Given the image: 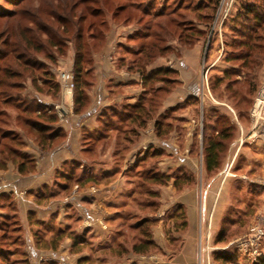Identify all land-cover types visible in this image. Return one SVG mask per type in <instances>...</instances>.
<instances>
[{
  "label": "rangeland",
  "instance_id": "rangeland-1",
  "mask_svg": "<svg viewBox=\"0 0 264 264\" xmlns=\"http://www.w3.org/2000/svg\"><path fill=\"white\" fill-rule=\"evenodd\" d=\"M206 1L208 0H126L125 2L121 0H0V83L3 84L5 81L4 73L6 70L16 67L15 60L19 54L26 53V58H38L50 65L49 61L46 60V55L51 54L52 51L49 46L47 48L44 44L48 43L50 39L58 37L57 34H54V31L59 30L62 34L63 29H59L57 21L60 20L59 16L63 13L67 17L74 16L77 18L84 10L87 21L81 24L83 40L88 41L91 33L88 27L93 23L94 26H97H95V32L104 31L106 33L107 31L110 41L109 47L112 50L117 42L138 31L140 27L136 19L123 24L111 18V14L119 5L125 3L129 5L137 4L141 9L151 5V8L155 10L163 7L167 11H175L180 14V16L177 14L174 17L169 15L168 19L165 18L167 21L165 24L170 23V20H175L177 23L179 20L183 22L186 20V22L189 21L205 28V23L197 19L198 13L197 11L194 12V8L200 4L204 6ZM74 4L77 7L70 13L69 10L61 11L63 5L70 8ZM187 5H189L187 11L181 10ZM239 9L240 6L236 0H222L211 30L207 31L200 41L202 44L198 66L200 75V95L198 97L200 98V104L197 102L198 113L191 117L195 120V128L192 131L194 140L188 148L193 155L192 158H196L197 170L195 172L190 171L188 177H193V181L189 186L193 188L197 186L200 192L199 220L197 223L199 239L196 251L199 263L202 264H222V262L215 261L214 256L218 252L225 251L237 253V261L232 264H262V261L264 262V236L254 243L258 230L264 231V137L259 131L260 127L262 129L264 125V115L258 116L257 119L253 116L258 96L264 87V2L257 3V11L263 19L262 27L257 29L252 27L254 25L253 21L244 22L242 25L233 24L232 17L238 14ZM201 10L204 14L210 12L209 10H203V8ZM93 12L95 17H92ZM153 13L156 14L154 11ZM124 16L122 14L121 19L118 20H123ZM64 19L63 22L67 23ZM155 20L160 23L158 19ZM103 21L106 24L100 27ZM154 23L153 20L152 24ZM44 25L49 28L46 31L47 33L41 32ZM27 27L31 29L30 32L25 31ZM251 28L254 29L251 31ZM4 31L8 33L4 34ZM66 31V35L62 34L61 40H58L60 43L66 44V54L57 57L59 66L53 67L50 65L52 72L56 74L61 82L64 91V100L55 103L59 121H64L74 110V87L73 93L68 96L66 87L68 85L62 81L61 75L63 73L73 75L68 67L74 57L77 31L76 27L74 28L71 24ZM23 37L30 39L34 47L43 46V49H41L43 52L35 53L33 48L30 52H27L24 48L25 41ZM89 43L88 48H91L94 57L100 50L94 46L95 41L90 40ZM136 47L138 45H135ZM9 75L7 74V76ZM25 76L27 78L22 81L25 86L24 95L32 98L36 91L32 86L30 74ZM224 76L227 77L226 81L219 84L218 79ZM39 95L42 99L44 96L47 97V95ZM2 99L3 97H0V101ZM191 101L186 102L193 103ZM2 109L9 112H5V117L0 116V119L4 122L1 129L2 133H5L8 129L13 130V134H9V139H5L3 144L12 145L10 139L17 133H24L26 139H31V136H28L19 127L20 125L16 124L14 115L17 112L11 108H4L0 102V111ZM208 110L214 111L208 114ZM204 113L207 115L204 116ZM187 116L190 118V115ZM214 126H217L218 132L227 127L231 128L233 132L231 138L225 141L226 149L222 153L219 169L208 174L204 166L202 143L204 135H211V129ZM30 139L26 142L24 149L32 150ZM259 143L261 145H258ZM172 162L177 161L173 160ZM122 164H125L124 161ZM8 165L10 166V174L8 173V177L0 175V185H3L4 182L8 183L9 180H11L10 182L14 181L13 169L15 167L11 162ZM144 166L156 167L157 162H152L148 158ZM7 169L8 166L5 170H1L2 173L8 172ZM128 175L134 184L128 186L129 190L125 192V196H128V202L123 203L118 196L115 198V203L116 199L119 200H117V204L113 205L119 209V212L115 213L113 223L109 224L111 229L108 224L103 225L102 223L103 228H105L104 231L109 232L106 235L107 237L98 240L91 239L92 242H89V247L84 249L91 257L87 264H96L95 258L100 254L101 249L106 250V253L104 252L106 257L102 264H142L145 262L156 264L157 262L154 263L151 259L152 255L159 257L161 261L159 264L174 261V250L171 253L167 251V255H164L165 251L163 249H169L168 242H171V244L173 242L172 236H170V239L165 240L162 236L163 232H161L162 226L165 225L167 220L168 212L163 208L162 202L149 197L147 190L142 189L143 194L140 193L138 183L141 182L142 174L134 172V174ZM0 188L2 189L1 186ZM186 189L188 188H183V190ZM4 193L6 192L2 189L0 191V216L11 215L14 217L16 215L15 221L17 224H14L15 222L12 219L0 218V251L4 256L0 258V264H21L18 261H21L19 259L23 258V254L29 264H49V257L42 256L36 261L33 260L31 255V250L40 246L38 244L39 238L44 240L46 234L41 233L42 236L38 237L39 234L36 236L35 232H31V228L29 232L28 226H25L18 213V207L13 197ZM168 197H170L169 194ZM206 197L207 202L205 203ZM208 198H212V201L215 199L216 204L212 206L213 204L209 202ZM171 210L174 211L173 208ZM204 214L209 217L208 223L203 222ZM146 216L153 217L157 222L151 227V231L158 247L153 252L145 254L147 258L135 257L132 254L122 255L121 252H118L122 250V247L128 249L130 253L133 244L141 240L142 235L138 225ZM168 222L165 225L167 235L173 228L170 219ZM178 225L177 227H179ZM78 226V223L73 222L68 232L81 236V231L75 230L78 229ZM188 226L187 224V227L182 230L187 232L189 230ZM222 229L226 230L227 237L225 242L218 244L216 239ZM64 241L62 240L60 246L65 245ZM81 252L83 251L81 250ZM66 258L65 261H59L60 263L56 262L55 264H76L75 261Z\"/></svg>",
  "mask_w": 264,
  "mask_h": 264
},
{
  "label": "crops",
  "instance_id": "crops-1",
  "mask_svg": "<svg viewBox=\"0 0 264 264\" xmlns=\"http://www.w3.org/2000/svg\"><path fill=\"white\" fill-rule=\"evenodd\" d=\"M127 38L128 36L117 42L112 50L108 39L93 57L92 85L87 91L88 107L81 114L71 111L64 121H59L56 125L64 129L66 137L56 147L46 151L38 146L35 138H29L32 150L25 148L24 151L36 161L34 172L22 175L13 165L14 181L9 180L0 185L6 192L4 194L13 197L29 232L31 228L32 233L35 232L36 236L39 234L38 237L42 236L41 233L46 234L45 241L39 238V248L31 250L33 260L37 261L44 256L50 258L49 264H55L68 257L76 264L89 263L90 254L84 249L89 247L91 239L107 237L109 232L104 231L103 225L112 224L115 213L119 212L113 204H117L119 199L123 203L128 202L125 192L129 190L128 186L134 185L128 174H141L144 168L138 166V163L144 165L145 162H140L150 157L154 151L159 153L154 161L157 162V171L162 174L181 175L197 170L196 158H192L188 148L194 140L192 131L195 120L191 117L199 110L197 102L190 99L200 95L198 66L201 42L189 50H182L177 42H173V54L158 57L147 67L148 73L167 68L175 72L173 85L168 93H164V82H156L157 94L162 98L156 103L153 118H150L147 111L149 105L144 101L145 97H150V93L143 76L131 72L128 66H120L119 63L121 59L118 44L126 42ZM73 63L72 59L68 67L70 72L73 71ZM63 92L62 90L61 102L64 100ZM34 96L43 104L53 103L51 97L44 96L43 100L37 92ZM188 100L193 103H187ZM112 121L115 122L114 126L107 127ZM158 122L161 124L160 130L156 125ZM86 135L95 138L93 145L84 141ZM29 139L25 141L28 142ZM173 160L177 162L173 163ZM123 161L125 164H122ZM9 167L8 165V172L5 174L0 170V175L8 177ZM184 187L188 189L183 190ZM138 188L140 189V184ZM154 190L159 194L158 201L163 203V208L168 212L165 225L169 223V219L173 225L169 235L166 234L165 225L161 229L165 240L170 239V236L173 240L172 244H167L169 249L163 248L164 255L172 250L175 253L174 261L164 264H202L199 263L196 251L200 201L197 186L193 188L182 184L178 187L175 179H172L168 185L157 186ZM117 196L119 199L115 203ZM208 199L212 206L216 204L215 199ZM179 209L180 214L185 211V221L189 225L187 232L180 226L177 228V224L183 222V217L177 214ZM204 221H209L206 214L203 215ZM73 222L78 223V229L75 230L81 231L82 238L76 246L72 236L74 233L68 232ZM62 240H65L64 246H60ZM81 250L83 252L80 253ZM104 252L106 250H100L95 258L96 264L103 263L106 257ZM131 254L147 258L145 255L130 252L129 255ZM151 259L156 264L161 263L159 257L152 255Z\"/></svg>",
  "mask_w": 264,
  "mask_h": 264
},
{
  "label": "trees",
  "instance_id": "trees-1",
  "mask_svg": "<svg viewBox=\"0 0 264 264\" xmlns=\"http://www.w3.org/2000/svg\"><path fill=\"white\" fill-rule=\"evenodd\" d=\"M121 1L125 2L126 0ZM236 2L240 6V9L238 14L235 17H232L233 24L242 25L244 22L253 21L254 25L252 27L256 29L262 27L261 24L263 23V19L260 13L257 11V3L264 2V0H236ZM221 3L222 0H208L205 2L204 6L200 3V5L195 6L194 12L197 11L198 13L197 19L202 23H205V28H201L189 21L186 22V20L184 22L179 20L178 23L175 22V20H170V23L165 24L167 23L165 18L168 19L169 15L172 17L177 16L178 13L175 11H167L166 9H163V7L155 10L154 8H151V5L141 9V7H139L137 4L129 5L128 3H125L116 7L111 14V18L117 22L127 24L133 21L132 19H136L138 25L140 26L138 31L128 36L126 42L118 44V51L121 59L119 63L120 66H128V69L131 72H137L143 76L145 85L149 87L150 97H145L144 101L146 100L149 105V109L147 111H149L148 114L150 118H153L155 105L159 102L160 98H162V96L160 97L157 94V89L155 88L156 82H164V93H168L170 91L169 89L172 88V78L174 77L175 72L167 68L151 71L148 73L147 67L151 65L158 57L169 56L173 54V42H177V44L180 46V49L182 50H189L193 48L198 42H200L206 32L211 30ZM76 4L73 5L74 7L72 6L70 8H68L66 5H63L64 7L61 9V11L64 12L65 10H69L70 13V11L77 7ZM201 8H203V10H209L210 12L208 14H204ZM187 9H189V5L181 10L187 11ZM54 11L56 12L57 9ZM153 11L156 12V14H154ZM122 14L125 15L123 20H118L121 19ZM178 16H180V14H178ZM59 17L60 20L58 19L57 22L59 24V29H63L62 34L64 36L66 35V29L70 27V24L73 25L74 28L76 27L77 31V41L75 42V53L73 57L74 63L72 71L74 75L73 98L74 113L81 114L89 105L87 91L90 89L92 85L91 81L93 79L92 66L94 58L91 48H88L90 46L89 42L90 40L95 41L96 43L94 46L96 49L100 50V48L107 42L108 34L107 31L106 33H104V31H100L99 33L95 32L96 25L94 26L92 23L88 27L89 31H91L88 41L86 42V40H83V28L81 27V24L87 21L84 10L77 18L74 16L67 17L64 13ZM92 17H95L94 12L92 13ZM63 19L67 21V23L63 22ZM155 19H158L160 23H157ZM153 20L155 22L154 24H152ZM103 22L100 27L105 26L106 22ZM254 28H251L250 30L252 31ZM47 29H49L47 25H44L43 28H41V32L47 33ZM25 31L30 32L31 29L27 27L25 28ZM3 33L7 34L8 32L4 31ZM54 34H57L58 37L50 39L48 43L44 44V46H47V48L49 46V49L52 51L51 54L46 55V60L49 61L50 65L56 67L58 65L57 57L64 56L66 54L65 50L67 46L66 44L64 45L58 41L61 40L60 38L62 35L59 30L54 31ZM23 40L25 41L24 48L27 52H30L32 48L34 49L33 52L35 53L43 52V50L41 51L43 46L34 47L32 46L33 44H31L32 41L30 39L23 37ZM136 42H138V44H136ZM135 45H138V47L135 48ZM180 49L178 47V50ZM15 61L16 67H14V69H7L4 73L5 81L3 84L0 83V97H3V99L0 101L1 106L4 108H11L17 112L14 115L15 121L17 122L16 124L20 125L19 127L26 134H28V136L35 138L38 146L42 150L46 151L53 149L66 137L64 129L56 126L59 122V117L55 109V103L60 101L63 86L56 74L52 72L51 67L47 64V62L45 63V61H41V59L34 57L26 58V53L19 54ZM7 74L10 75L7 76ZM26 74H30L32 86L35 91L39 94L51 97L53 100L52 104H43L36 96L28 98L26 97L27 95H24L25 86L22 81L27 78L25 76ZM226 79L227 77L224 76L223 78L218 79V83L223 84ZM192 99L200 104L199 97H194L190 100ZM142 103L143 100L140 102V106ZM213 111L214 110H208V114H211ZM5 112L8 111L2 109L0 111V116L5 117ZM206 113H204V116L207 115ZM3 123L4 122L0 119V170H5L8 164L11 162L16 168H18L19 173L22 175H28L34 172L36 161L24 151V147L26 145V135L24 133H17L10 139L12 145L7 143L3 144L5 139H9V134H13V130L9 129L5 131V133H2L1 129L3 128ZM143 123H145V121ZM114 124L115 122L112 121L106 126L110 128L113 127ZM156 125L158 126V130H160V122H158ZM167 132L168 130H166V134ZM211 132L215 135L212 133L209 136L204 135L202 143L204 166L205 171L208 174H211L219 169L222 153L226 149L225 141L231 138L233 131L231 128L227 127L218 132L217 126H214L211 129ZM94 140L95 138L93 137H89L88 135L84 136V141L88 142V144L93 145ZM158 156V151H154L148 158L149 160H152V162H156L154 160H156ZM148 158L143 159L140 163L147 161ZM144 165L138 163V166H142V168H144V171L141 173V182L139 183L140 193L143 194L142 189L147 190L149 197L155 201L159 197V194L153 188L157 186L168 185L172 179H175V185L178 187L182 186V184L190 185V183L193 181V177H188L187 173H182L181 175H176V173L162 174L161 172L157 171L156 167L152 166L153 168H150L145 167ZM179 211L180 209L177 211V214L183 217V222L178 226H180L182 229H185V227H187V223L185 221V211L183 210L181 214ZM15 216L12 217L11 215H1L0 218L5 220L12 219L13 222H15L14 224H17L15 221ZM156 223L157 222L155 219H153V217L148 216L140 221L138 228L141 230L142 237L139 242H135L133 244L130 251L131 253L136 255H145L153 252V250L158 247L151 231V227ZM72 236H74L73 242L74 246H76L79 244L82 238L81 236H76L75 234ZM226 237V230L222 229L218 233L216 242L218 244L223 243L225 242ZM118 252H121L122 255L129 254L128 249L125 247H122V250H119ZM24 256L25 255L23 254V258L19 259L21 261L18 262L21 264H29L28 260ZM3 257V253L0 251V258ZM214 260L217 262H222V264H232L237 261V253L228 251L220 253L218 252L215 254ZM262 264H264L263 261Z\"/></svg>",
  "mask_w": 264,
  "mask_h": 264
},
{
  "label": "built area",
  "instance_id": "built-area-1",
  "mask_svg": "<svg viewBox=\"0 0 264 264\" xmlns=\"http://www.w3.org/2000/svg\"><path fill=\"white\" fill-rule=\"evenodd\" d=\"M61 79L64 83H66V86L67 87V95L71 96V94L73 93V87H74V84H73V75L71 73H63L61 75ZM254 117L257 119L258 116L260 115H264V87L262 88L259 96H258V99H257V103H256V106H255V109H254ZM262 120V119H260ZM264 120V119H263ZM263 128L261 129L260 127V132L262 134V136L264 137V125L262 126ZM264 236V231H262L261 229L258 230V232L256 233V239H254V243L257 242V239H260Z\"/></svg>",
  "mask_w": 264,
  "mask_h": 264
}]
</instances>
